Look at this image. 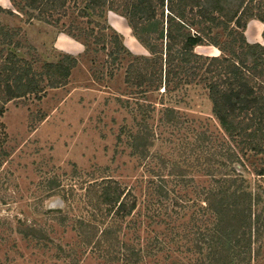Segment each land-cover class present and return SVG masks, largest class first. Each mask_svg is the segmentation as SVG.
<instances>
[{"label": "trees", "instance_id": "16d2710c", "mask_svg": "<svg viewBox=\"0 0 264 264\" xmlns=\"http://www.w3.org/2000/svg\"><path fill=\"white\" fill-rule=\"evenodd\" d=\"M10 1L28 19L35 18L52 24L66 16L68 9L77 10L75 17L90 16L93 10L99 9L101 17L104 7L110 10L122 7L123 16L134 30V18L156 24L158 21L154 19V12L159 7L162 9L165 2L81 0L83 6H80V0ZM166 1V17L170 20V25L167 22L165 29L168 40L165 44V64L168 73L174 59L171 41L176 38L171 27L175 26L179 32L180 27L189 28L195 24L194 16L200 18V23H207L210 31L205 32L202 28L195 34L182 32L181 54L188 55L193 47L204 41L220 46L216 38L219 35L214 37L210 32L213 28L221 27L230 37L228 44L238 42L245 61L246 58L253 60L252 67H245L244 60L242 64L235 60L239 55L233 49L230 53L232 56L204 58L220 66L219 78L222 71L226 74L225 85L215 82L207 86L217 131L206 130L197 134L193 141L183 143L182 164L179 161L171 162L161 154V150H151L155 144V133L147 123L145 99H134V108L141 115L139 121L135 122L137 128L132 132L123 127L116 142L125 143L130 148V154L138 157L144 169L140 178L129 186L112 176L80 181L76 183L78 187L71 185L69 189L59 183L51 185L53 189L61 188L59 195L64 208L57 207L53 211L58 224H68L76 234L73 242H70L73 244L55 243L53 229L48 232L39 225L31 226L17 218L16 233L21 236V240L34 242L35 246L43 248L55 246L59 257L76 255L75 264L78 263V251L84 256L92 253L101 264H253L264 256V69L253 71L257 65H264V44L246 42L243 34L246 23H241L248 10L258 6L255 19L264 24V0ZM186 5L196 6L190 18L188 15L193 12V7L188 9V14L185 13ZM184 18L188 19V23ZM231 24L233 26L229 27ZM237 29H242L243 33H238ZM163 32L162 27V36ZM67 34L75 36L72 32ZM0 35L1 45L12 46L14 31L0 27ZM134 36L139 39L136 34ZM114 40L116 47L111 51L112 54L129 53L117 33H114ZM225 47L220 50L224 51ZM195 56L203 59L202 56ZM17 63L21 61L12 50L0 61V102L43 90L40 87L41 79H36L41 78L43 73ZM76 63L75 59L69 58L47 63L45 72L48 73L50 87H57L61 80H66ZM131 67L128 68L127 81L131 78ZM188 69H191V65L185 68ZM165 80L164 91H167V74ZM156 89L158 87L154 86L149 90ZM141 92L144 94L148 91ZM3 112L4 106L0 105L2 162L8 156L3 149ZM176 113L172 108H165L161 126L177 124L179 117H176ZM121 134L126 135L127 139L124 140ZM190 172H196L204 178L192 190L187 189L194 185V176L188 177ZM74 175L77 178L82 176L76 169ZM79 190L84 192L80 193ZM191 192L194 198H190ZM138 193L147 199V202L142 200L146 203V210L153 211L152 214L144 215L143 221L133 219L139 207ZM2 200L0 202L4 203ZM137 217H140V213ZM154 223L163 224V228L153 229Z\"/></svg>", "mask_w": 264, "mask_h": 264}, {"label": "rangeland", "instance_id": "374dc122", "mask_svg": "<svg viewBox=\"0 0 264 264\" xmlns=\"http://www.w3.org/2000/svg\"><path fill=\"white\" fill-rule=\"evenodd\" d=\"M79 5L83 6V1L80 0ZM190 7H193L192 13L188 10ZM118 8L120 10L104 7L101 17L99 9L84 17H75L77 10L68 9L66 16L52 24L35 18L30 20L18 12L12 1L0 0V27L14 31L12 46L1 45L0 35V61L12 50L21 61L17 65L30 66L35 72L43 73L41 78L36 77L38 81L41 79L43 90L0 102L4 106L1 118L5 131L3 149L8 153L5 161H0V199L4 201L0 202V264H75L76 255L59 257L55 246L43 248L21 240L15 222L18 218L48 232L53 229L55 243L72 245L70 242L76 234L68 224H58L53 211L57 207L64 208L59 195L61 188L53 189L51 185L59 183L69 189L71 185L78 187L76 183L80 181L100 176H112L123 185H134L144 172L142 163L130 154L125 143L116 142L123 127L132 132L137 128L135 122L141 115L134 108V99H145L147 123L155 133L151 150H161L166 159L182 164L181 145L193 141L197 134L206 130L215 131L217 126L207 86L215 82L225 85L226 74L222 71L219 78L220 66L204 58L230 56L233 49L239 55L236 61L242 64L244 60L245 67L253 66L252 59L245 61L241 56L238 42L228 44L230 37L221 27L210 32L211 36L219 35L216 38L220 46L204 41L193 47L188 55L181 54L182 32L195 34L202 28L210 31L207 23H200V18L194 16L195 24L189 28L180 27L179 32L175 26L171 27L176 38L171 41L174 59L168 73L165 64L168 41L165 29L167 22L170 25L166 17L167 1L162 9L159 7L154 12L156 24L134 18L135 30L123 16L122 7ZM251 8L241 21L246 23L244 33L242 29L237 31L243 33L250 44H264V24L255 19L258 6ZM195 10V5L185 7L189 18ZM162 27L163 36L160 34ZM71 32L76 37L67 34ZM114 33L120 36L130 54L121 52L125 55L115 56L111 53L116 47ZM224 45L225 50L221 51ZM67 58L75 59L76 66L66 80H61L57 87H50L46 64ZM190 65L191 69L185 70ZM130 66H133L131 78L127 81ZM263 67L257 65L253 71ZM166 74L168 90L164 91ZM154 86L158 89L150 91ZM142 90L148 92L142 94ZM165 108L177 112V124L161 126ZM122 138L127 139L126 135ZM74 169L82 175L80 178L74 175ZM198 175L196 172L188 174V177L194 176V185L188 190L203 182L204 178ZM137 196L139 207L133 219L143 221L144 215L153 211L146 210V203L142 201L147 202L146 197L139 193ZM194 197L191 192L190 198ZM152 228L162 229L163 224L154 223ZM77 260V264H101L92 253L84 256L78 251ZM253 264H264V256Z\"/></svg>", "mask_w": 264, "mask_h": 264}]
</instances>
